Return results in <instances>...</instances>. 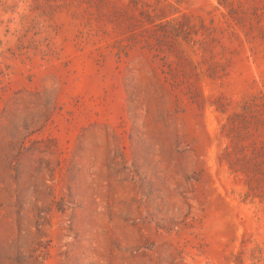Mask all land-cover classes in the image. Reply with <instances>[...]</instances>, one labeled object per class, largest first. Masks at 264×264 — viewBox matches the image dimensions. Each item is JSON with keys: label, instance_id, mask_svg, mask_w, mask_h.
I'll return each mask as SVG.
<instances>
[{"label": "rangeland", "instance_id": "rangeland-1", "mask_svg": "<svg viewBox=\"0 0 264 264\" xmlns=\"http://www.w3.org/2000/svg\"><path fill=\"white\" fill-rule=\"evenodd\" d=\"M0 264H264V0H0Z\"/></svg>", "mask_w": 264, "mask_h": 264}]
</instances>
